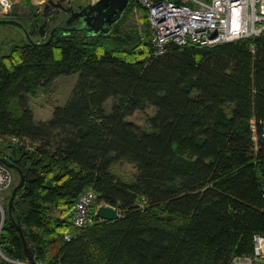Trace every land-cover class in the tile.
<instances>
[{"label": "trees", "instance_id": "1", "mask_svg": "<svg viewBox=\"0 0 264 264\" xmlns=\"http://www.w3.org/2000/svg\"><path fill=\"white\" fill-rule=\"evenodd\" d=\"M136 8L142 25L116 28ZM121 21L106 36L61 30L0 55V143L10 142L0 157L26 178L6 206L1 250L43 264H231L253 254L264 234V33L157 54L146 8L133 0ZM74 73L67 103L37 120L31 98ZM149 106L147 128L129 120ZM121 161L137 170L130 180L114 169ZM85 190L120 217L74 226ZM0 264L18 263L0 254Z\"/></svg>", "mask_w": 264, "mask_h": 264}, {"label": "built area", "instance_id": "2", "mask_svg": "<svg viewBox=\"0 0 264 264\" xmlns=\"http://www.w3.org/2000/svg\"><path fill=\"white\" fill-rule=\"evenodd\" d=\"M135 2L148 11L151 42L157 54L164 53L171 43L179 45L197 43L209 46L258 37L264 33V0H135ZM14 3L15 0H0V13L10 12ZM251 128L253 131L256 130L254 120L251 122ZM262 134L264 135V127ZM14 185V170L0 160V233L8 212L2 195ZM97 200L98 195L93 190L80 193L73 214L74 226L83 227L94 222L93 217L97 215L101 206ZM66 238L70 240L71 234L67 232ZM0 254L13 263L34 264L31 260L14 259L3 253L1 248ZM231 264H264V234L254 235L253 254L234 256Z\"/></svg>", "mask_w": 264, "mask_h": 264}, {"label": "rangeland", "instance_id": "3", "mask_svg": "<svg viewBox=\"0 0 264 264\" xmlns=\"http://www.w3.org/2000/svg\"><path fill=\"white\" fill-rule=\"evenodd\" d=\"M93 1L96 0H78L77 2L84 4ZM49 2L50 0H15L13 9L7 13H0V19H15L22 22L34 41L44 42L49 39L51 32L55 27L58 28L56 32L61 31V26H65L67 20L66 13H61L60 15L57 13L52 14L45 31V38H42L40 28L45 18L44 7ZM39 9H41V11ZM142 21H144V13L136 8L133 12H130L116 28L119 27L120 30H130L134 26L142 25ZM25 40L27 41L28 38L21 27L13 24L0 23V55L9 52L11 46L15 42ZM78 79L79 73L60 76L53 83L51 88L46 90V92H42L38 96H33L31 98V106L34 109L36 119L42 121L51 118L56 105L66 104ZM111 102L112 99L109 103ZM154 114L155 108L149 106L144 111L141 110L136 112L129 118V120L136 122L142 128H147L148 118ZM10 140L14 142L18 141L12 138ZM8 143H10L9 140H7L3 145L0 143V147L6 148L8 147L6 145ZM114 169L119 175L128 180L133 178L137 172L136 168L132 164L124 161L117 162ZM20 179L21 175L19 171L16 170L14 187L19 183ZM14 187L2 195V200L6 206H9V201ZM98 204L106 205L100 202H98ZM96 217L97 215H94L93 221Z\"/></svg>", "mask_w": 264, "mask_h": 264}, {"label": "water", "instance_id": "4", "mask_svg": "<svg viewBox=\"0 0 264 264\" xmlns=\"http://www.w3.org/2000/svg\"><path fill=\"white\" fill-rule=\"evenodd\" d=\"M131 2L132 0H96L87 5H80L79 7L72 8L64 7L62 6V4L57 3L61 5V8L56 10L55 13L60 15L62 12H65L69 15L66 20V25L61 26V29L66 34H74L76 32H81L88 36H106L111 34L114 30V26L122 20ZM52 14L50 16H45L44 23L41 26V29L44 31L41 32L44 38L46 35L45 31ZM0 23L13 24L21 27L26 33L29 42L35 45H44L49 43L53 39L55 32L58 30V28L55 27L52 30L51 36L48 40L44 42H36L32 39L30 33L22 22L15 19H0ZM0 160H2L10 168L18 170L21 175V179L19 183L14 187L9 201V210L11 211L14 206V200L16 198L17 192L24 188L26 178L22 169L18 167L14 162L9 161L5 157H0ZM97 215L98 217L104 220H115L120 217V213L117 208L106 205H102L98 209ZM21 235L24 239V235ZM29 259L34 264L37 263V260L34 255H32V253L30 254Z\"/></svg>", "mask_w": 264, "mask_h": 264}, {"label": "flooded vegetation", "instance_id": "5", "mask_svg": "<svg viewBox=\"0 0 264 264\" xmlns=\"http://www.w3.org/2000/svg\"><path fill=\"white\" fill-rule=\"evenodd\" d=\"M77 1L78 0H50V2L47 3L45 5V7H44V11H45L44 15L45 16L46 15L50 16L52 13L54 14L56 10L60 9L61 5H59L57 3L62 4V6H64V7H70V8L79 7L80 5H87V4L91 3V2H87V3L81 4V3L77 2ZM39 10L41 11V9H39ZM62 13H65V12H62ZM68 17H69V15L67 14V18ZM44 20H45V18H44ZM40 31L44 32L41 28H40ZM41 36H42V38H44L42 33H41Z\"/></svg>", "mask_w": 264, "mask_h": 264}, {"label": "bare ground", "instance_id": "6", "mask_svg": "<svg viewBox=\"0 0 264 264\" xmlns=\"http://www.w3.org/2000/svg\"><path fill=\"white\" fill-rule=\"evenodd\" d=\"M9 1V0H8ZM6 5H8V2L6 3Z\"/></svg>", "mask_w": 264, "mask_h": 264}]
</instances>
